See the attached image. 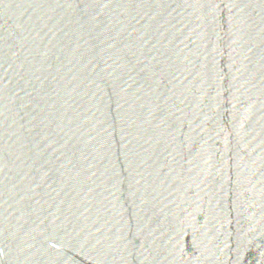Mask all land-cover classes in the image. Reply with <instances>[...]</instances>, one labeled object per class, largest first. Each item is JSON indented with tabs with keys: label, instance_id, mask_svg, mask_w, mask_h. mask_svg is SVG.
<instances>
[{
	"label": "water",
	"instance_id": "obj_1",
	"mask_svg": "<svg viewBox=\"0 0 264 264\" xmlns=\"http://www.w3.org/2000/svg\"><path fill=\"white\" fill-rule=\"evenodd\" d=\"M0 264H264V0H0Z\"/></svg>",
	"mask_w": 264,
	"mask_h": 264
}]
</instances>
